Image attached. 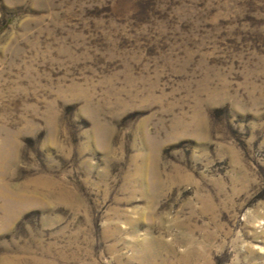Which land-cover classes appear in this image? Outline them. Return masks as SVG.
I'll return each mask as SVG.
<instances>
[{
  "label": "rangeland",
  "instance_id": "rangeland-1",
  "mask_svg": "<svg viewBox=\"0 0 264 264\" xmlns=\"http://www.w3.org/2000/svg\"><path fill=\"white\" fill-rule=\"evenodd\" d=\"M0 264H264V0H0Z\"/></svg>",
  "mask_w": 264,
  "mask_h": 264
}]
</instances>
